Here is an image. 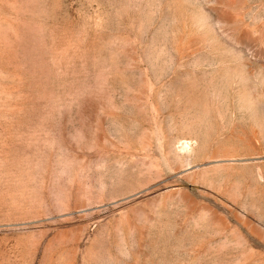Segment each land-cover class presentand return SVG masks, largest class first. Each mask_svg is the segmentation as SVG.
Listing matches in <instances>:
<instances>
[{
	"label": "rangeland",
	"instance_id": "obj_1",
	"mask_svg": "<svg viewBox=\"0 0 264 264\" xmlns=\"http://www.w3.org/2000/svg\"><path fill=\"white\" fill-rule=\"evenodd\" d=\"M0 264H264V0H0Z\"/></svg>",
	"mask_w": 264,
	"mask_h": 264
}]
</instances>
